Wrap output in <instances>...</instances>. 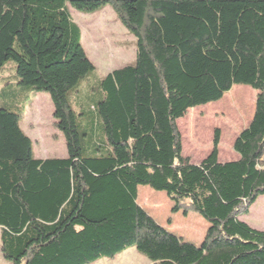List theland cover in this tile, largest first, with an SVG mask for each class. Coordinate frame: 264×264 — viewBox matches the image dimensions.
<instances>
[{
    "label": "trees",
    "instance_id": "16d2710c",
    "mask_svg": "<svg viewBox=\"0 0 264 264\" xmlns=\"http://www.w3.org/2000/svg\"><path fill=\"white\" fill-rule=\"evenodd\" d=\"M109 6L135 37V60L97 80L95 123L81 132L69 95L95 68L69 7ZM46 93L65 159H35L24 112L0 108V253L9 264H94L130 248L153 264H264V231L240 220L264 196V0H0V70ZM258 92L238 159L221 163L219 132L199 164L177 121L234 86ZM91 93L96 94L95 90ZM234 98L236 96H233ZM163 192L171 214H198L199 246L161 227L138 188Z\"/></svg>",
    "mask_w": 264,
    "mask_h": 264
},
{
    "label": "rangeland",
    "instance_id": "374dc122",
    "mask_svg": "<svg viewBox=\"0 0 264 264\" xmlns=\"http://www.w3.org/2000/svg\"><path fill=\"white\" fill-rule=\"evenodd\" d=\"M69 14L81 32V45L86 57L95 68L81 82L77 93L69 95L70 105L76 115L85 114L84 119L78 118L80 131H88L95 123V134L101 141L102 134L95 122L94 111L102 97L97 88V80L113 70L133 63L136 39L122 26L109 6L93 14H83L69 7ZM17 83L15 63L9 61L0 70V108L16 112L20 108L24 109L20 128L32 141L35 159H65L66 142L62 133L54 126V108L50 97L46 93L18 88ZM92 89L96 94L91 93ZM257 95L258 92L250 87L237 85L220 101L188 110L177 121L183 156L189 158L192 164H199L210 154L214 133L218 131L219 162L237 160L238 155L233 151L232 145L237 135L250 124ZM137 201L171 234L196 246L202 243L209 224L198 214H171L173 204L166 194L149 187H139ZM240 220L254 230L264 231V196ZM121 255L113 260L104 259L94 264H153L135 248H130ZM0 264H9L1 253Z\"/></svg>",
    "mask_w": 264,
    "mask_h": 264
},
{
    "label": "crops",
    "instance_id": "0c3cea01",
    "mask_svg": "<svg viewBox=\"0 0 264 264\" xmlns=\"http://www.w3.org/2000/svg\"><path fill=\"white\" fill-rule=\"evenodd\" d=\"M25 134V133H24ZM26 135V134H25ZM27 136V135H26ZM28 137V136H27ZM29 138V137H28ZM30 139V138H29ZM31 141V140H30ZM31 143H32V141H31ZM139 189V188H138ZM203 234H201V236H202ZM205 235V234H204ZM203 238H204V236H203ZM120 256H122L121 254L120 255H118V257H116V258H119ZM118 264V263H117Z\"/></svg>",
    "mask_w": 264,
    "mask_h": 264
}]
</instances>
